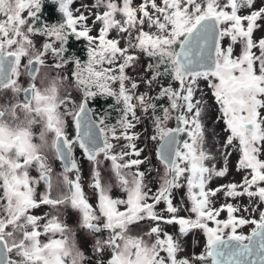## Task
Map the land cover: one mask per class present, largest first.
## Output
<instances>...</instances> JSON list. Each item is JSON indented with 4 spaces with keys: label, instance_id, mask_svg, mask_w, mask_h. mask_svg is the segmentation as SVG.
Wrapping results in <instances>:
<instances>
[{
    "label": "snow or ice",
    "instance_id": "obj_1",
    "mask_svg": "<svg viewBox=\"0 0 264 264\" xmlns=\"http://www.w3.org/2000/svg\"><path fill=\"white\" fill-rule=\"evenodd\" d=\"M55 2L62 18L49 24L40 17L43 0H0V93H11L0 103V264H264V207L251 206H264V38H254L264 27V6L255 0H95L82 6L86 14L71 7L73 0ZM71 37L87 42L86 60L69 54ZM141 54L149 59L141 77L145 92L127 73ZM201 80L224 125L221 168L209 147L206 101L196 95ZM154 85L155 96L149 94ZM97 97L113 100L114 124L107 111L93 118L89 102ZM145 119L155 166L142 156L134 131ZM77 146L92 164L88 188L95 204L73 155ZM233 153L242 180L210 187L213 178L226 176ZM105 161L111 182L102 176ZM114 188L123 195L113 197ZM182 189L188 216L174 204ZM220 193L226 201L246 196L249 215H239L231 202L217 207ZM42 206L48 210L36 214ZM68 209L91 237V255L62 219ZM164 225L178 226L180 236L202 231L203 251L179 258L180 241Z\"/></svg>",
    "mask_w": 264,
    "mask_h": 264
},
{
    "label": "rangeland",
    "instance_id": "obj_2",
    "mask_svg": "<svg viewBox=\"0 0 264 264\" xmlns=\"http://www.w3.org/2000/svg\"><path fill=\"white\" fill-rule=\"evenodd\" d=\"M48 1L55 3L58 7V4L55 2V0H48ZM134 2L139 3V2H141V0H134ZM93 3H95V0H73V4L71 5V7L74 10L80 9L81 11H84L87 14L86 8L82 7V6H87L88 8H90ZM255 6L257 7L256 4H255ZM247 12H248L247 9L241 10V14H247ZM88 23H89V25L92 24L91 19L88 21ZM261 23L264 24V22H261ZM49 24H52V23H49ZM96 28H98V26L94 27L93 32H92L93 35H96ZM112 35L115 36V32H113ZM254 38H256V39L264 38V27H261L254 32ZM41 40H42V38L37 37L35 39V42L37 44H39L41 42ZM235 50L238 52L239 46H236ZM148 63H149V59L146 56H143L141 54L139 57L137 66L134 69L133 68L127 69L128 75L130 77H132V79H134L138 82L139 92L148 91L147 86L144 83H142V81H141V77L146 76L145 69H146V66ZM71 68H72V66L68 65V66H66V68L63 71L65 72V74H69L71 71ZM50 74L55 75V72H52ZM165 83H167V81H165ZM65 84L67 85L68 81H65ZM199 88L202 90V92L198 91L196 93L197 98H200L201 95H203V99L206 101V110H205V113L203 115V120H204L206 127L208 129V132H209V147H210L211 151L213 152V154L217 156V159L215 161H213V163L216 164L217 168H221L224 166V160L217 153V149L220 148V145L222 144V142L225 138V133L223 131L224 125H223L222 121L217 120V117L219 115V113L217 111V106L214 103V99L211 95L210 90L207 87L206 82L201 80L199 83ZM157 91H158V85H154L152 90L149 92V94L155 96L157 94ZM100 98H101V100L103 99V97H100ZM105 99H109V98H105ZM162 102L166 103V101H162ZM0 103H2V93H0ZM105 111L109 112L110 114H115V113H113V110L110 109L109 107H104L103 113H105ZM113 119L116 120L117 118L115 116H113ZM170 126H174V121L171 122ZM134 131L140 134V139L137 141L138 147L145 148V151L142 153V156L148 157L149 160L151 161L152 165H154V166L158 165V161L155 158V151H154L155 142L148 139V137L152 134V127L150 124V120L145 119L142 124L137 125V127L134 129ZM121 143H123V141H121ZM237 159H238V154L233 153V155H231L228 159V163H227L228 172H227L226 176L225 177H219V178H213V180L210 182L209 186L212 188H215L219 185L227 184L229 182L239 183L242 180V176L244 175V173L237 171V169H236ZM141 167H142V170H144V169H147L149 167V165L145 164V165H142ZM91 168H92V164H91V162L88 161L86 167L84 168V170H81L80 174H81V178H82V182H83L85 192L88 195L90 202L95 204V202H96L95 196H94L92 190L90 188H88V183L91 180ZM100 168L102 170V176L104 177L105 181L111 182L109 180L110 175H111L110 171H109V168H110L109 162L105 161L103 164H101ZM154 177H155V172L150 173L148 176L149 181H153L150 185L153 188V190H155V188H156V184L154 182ZM114 192L121 194V192L119 191L118 188H114L112 193H111L113 195V197H116ZM122 195L123 194H121L120 197ZM225 202H231L235 205H238L241 209L240 213H238L239 215H244V216L249 215L248 212L243 211L244 208L249 207V205L251 204V202L249 201V199L246 196L235 198V199H228L226 201V198L223 196L222 193H220L217 195V197L214 198V203L217 207L220 204H223ZM174 204L181 208L179 215H181V216H188L189 215L188 212L184 211V207L186 206V199L184 198V190L183 189L179 190L175 193ZM251 206L252 207H264V206H260L258 204H251ZM163 207H164V205L161 204L160 206H158L157 211H159ZM47 210H48L47 206H42L41 208L35 210V212H36V214L42 215ZM252 215L258 217V213H252ZM220 218H226V213H221ZM62 219L64 220L65 223H67L72 228L73 231H76L77 229H79V227H78V214L76 212H74L73 210H71V209L66 210L62 216ZM143 226L144 225H142V227ZM163 227H164L165 231H167L168 233L174 235L175 237H177L179 239L180 245L182 248V251L178 254L179 258L194 259L196 256H198L203 251L204 244H205V237H204L202 231L193 229V230H190L187 235L180 236L179 232H178V226H176V225H164ZM242 231L245 234H247L250 231V226H245L242 229ZM87 235H88L87 239H89L90 236H89V234H87ZM89 244L91 245V240H88L86 243V245L88 247H86V249H82L88 255H90Z\"/></svg>",
    "mask_w": 264,
    "mask_h": 264
},
{
    "label": "flooded vegetation",
    "instance_id": "obj_3",
    "mask_svg": "<svg viewBox=\"0 0 264 264\" xmlns=\"http://www.w3.org/2000/svg\"><path fill=\"white\" fill-rule=\"evenodd\" d=\"M255 4L257 5V8L261 7V6H264V0H255ZM225 45H227L228 41L225 40L224 41ZM86 48H87V42L85 41L84 43V53H86L87 55V51H86ZM81 60H86V59H81ZM26 62V61H25ZM52 62V58L49 57L47 63L51 64ZM67 75V74H66ZM27 79L26 76L24 77H21V83H23L25 80ZM69 83V82H68ZM26 86V85H25ZM69 91L72 93L73 95V99L79 101L80 99V94L78 92L75 91V89H72L70 88ZM8 96H11V93H2V102H4V100L8 97ZM89 107L92 109L93 113L95 114L93 116L94 119L104 115L103 113V109H102V103H101V98L100 97H97L95 98L94 100L90 101L89 102ZM117 114H110L108 116V122L109 123H115L116 120L113 119V116H116ZM38 131V129H36ZM66 132L69 134L70 137H73L75 136V127L74 125L72 124L71 120L68 119L67 120V123H66ZM74 157L77 159V161L79 162V165H80V169L81 170H84V168L86 167L87 163H88V160L84 157L83 155V152L81 149H79V147L77 146L74 150V153H73ZM53 167L55 169V171L57 173H59L60 171H62V167L60 165V163L57 161L53 164ZM32 175H37V173L35 171L32 172ZM115 196L116 197H120V195L122 194H119V193H116L114 192ZM35 211V210H34ZM76 233V239L79 243V246L81 247V249H86V247H88L86 245L87 241L88 240H91V237H89V239H87V232L83 229H77L76 231H74ZM89 253L91 255V245L89 244ZM88 249V248H87Z\"/></svg>",
    "mask_w": 264,
    "mask_h": 264
},
{
    "label": "trees",
    "instance_id": "obj_4",
    "mask_svg": "<svg viewBox=\"0 0 264 264\" xmlns=\"http://www.w3.org/2000/svg\"><path fill=\"white\" fill-rule=\"evenodd\" d=\"M41 19L46 23H57L61 20V14L58 11V7L55 3L49 2L48 0H43V6L40 13ZM84 40H77L75 37H71L68 41V50L69 54H75L80 59H87L86 53H84ZM163 101V100H162ZM161 103H164L162 102ZM102 109L104 107H108L109 105L113 104L114 102L109 99L103 98L101 100ZM113 113L117 114L114 110ZM114 115V114H113ZM117 118V115L115 116ZM151 124V122H150Z\"/></svg>",
    "mask_w": 264,
    "mask_h": 264
}]
</instances>
